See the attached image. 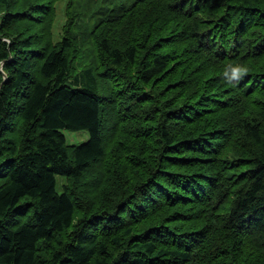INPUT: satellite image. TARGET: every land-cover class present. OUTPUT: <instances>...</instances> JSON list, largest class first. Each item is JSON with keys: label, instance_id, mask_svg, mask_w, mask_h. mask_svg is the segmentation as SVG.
<instances>
[{"label": "trees", "instance_id": "16d2710c", "mask_svg": "<svg viewBox=\"0 0 264 264\" xmlns=\"http://www.w3.org/2000/svg\"><path fill=\"white\" fill-rule=\"evenodd\" d=\"M55 2L0 0V264H264V0Z\"/></svg>", "mask_w": 264, "mask_h": 264}, {"label": "rangeland", "instance_id": "374dc122", "mask_svg": "<svg viewBox=\"0 0 264 264\" xmlns=\"http://www.w3.org/2000/svg\"><path fill=\"white\" fill-rule=\"evenodd\" d=\"M79 1H80L81 11L86 16L91 15L90 12L92 13L95 10L100 9L102 7L100 4V1L102 0H79ZM66 3H67V0H56L55 2V15H54V20H53V28H52L53 37H51L53 43L55 44H56V41L60 40L63 37L64 27H66L67 21L69 20V16L66 14ZM1 16H2V12H0V18ZM79 21L80 20H78V23ZM92 24H93L92 22L87 23V27L91 28ZM14 26L17 28L16 24H14ZM77 33H78L76 34L77 41L75 44H73L72 49H70V55L72 58H74V61H73L74 66L77 67L78 70H80L83 65H86V63L89 64L90 62L94 61L95 50L92 47V43L86 41L89 39L86 33L84 32L81 33L80 30L77 31ZM53 43L52 45H55ZM88 60L89 62H87ZM1 65L2 63L0 64V67ZM13 111L14 109H11L10 112L12 113ZM7 124L10 127H14L13 125H16L17 127L19 126L17 118L15 120L11 118L9 119L7 118ZM63 134L65 137L66 143L69 146L82 143L86 141L88 138V132L84 130L82 131L64 130ZM109 134H111V129H109ZM64 183H65V179L58 176L56 188L58 190H61Z\"/></svg>", "mask_w": 264, "mask_h": 264}, {"label": "clouds", "instance_id": "9594fccd", "mask_svg": "<svg viewBox=\"0 0 264 264\" xmlns=\"http://www.w3.org/2000/svg\"><path fill=\"white\" fill-rule=\"evenodd\" d=\"M247 71L246 68L236 65L231 67L230 73H226V77L228 80V83H232L234 80L238 82L240 78H242V75Z\"/></svg>", "mask_w": 264, "mask_h": 264}, {"label": "water", "instance_id": "95a60500", "mask_svg": "<svg viewBox=\"0 0 264 264\" xmlns=\"http://www.w3.org/2000/svg\"><path fill=\"white\" fill-rule=\"evenodd\" d=\"M5 74V73H4ZM5 77H6V75H5ZM5 77H4V79H5Z\"/></svg>", "mask_w": 264, "mask_h": 264}]
</instances>
